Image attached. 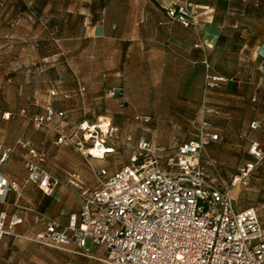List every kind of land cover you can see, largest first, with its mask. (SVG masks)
<instances>
[{
    "label": "crops",
    "instance_id": "1",
    "mask_svg": "<svg viewBox=\"0 0 264 264\" xmlns=\"http://www.w3.org/2000/svg\"><path fill=\"white\" fill-rule=\"evenodd\" d=\"M69 2L71 5L61 9L58 20L51 16L47 27L61 32L70 18L76 15L79 23L74 42L83 43L78 41L82 30L85 36L92 37L90 44L101 42L99 37L105 32V49L89 52V55L106 64L107 76L121 74L124 80L125 67L122 70L118 67L113 73L114 64L135 62L141 70L143 64L144 67L145 64L148 67L159 64L163 76L167 80L176 81L173 87L183 88L180 94L196 95L199 111L202 109L203 113L205 108L218 110L214 118L216 132L211 131L219 138L211 141L207 148L227 145L229 150L238 153L241 161L244 160L242 167L251 163L248 161L252 158L248 153L251 141L264 139V83L261 82L258 69L264 61V28L257 22L243 23V16L249 15L251 8L233 7L230 0H106L105 7L100 8H96L95 1H89L85 8L81 7L79 0ZM184 2L190 4L195 14L194 26L171 20L165 14V8L169 5ZM39 10L37 7L31 8L36 19L34 12L38 13ZM104 11L105 18L100 15ZM52 41L35 44L39 58L63 55L59 50L43 51L48 46L61 48L64 39ZM207 74L221 81L215 86L207 87ZM59 82L53 85L49 80V87L27 88L25 92L21 90L26 101L15 109L18 113H15V117L0 118V140L16 148V154L11 155L6 163L0 164V174L20 186L18 190H9L4 201L0 202V213L4 212L7 216L0 232V264H93L94 259L91 257L104 256V251L97 246H91L84 255L83 250L73 243L57 249L39 245L32 240L43 225L36 221L38 216L54 219L64 225L68 216L80 208L79 197L66 184L72 175L76 176L74 172H70L75 166L67 161L64 168H59L58 171L51 169L55 171L51 172L46 168L45 159L53 158L62 162L61 153L65 143L58 144L57 138L65 136L63 129L66 125L78 126L81 121L88 120L83 118L76 124L66 116H55L45 127L35 130L30 116L44 112L48 105L65 113L67 108L93 112L99 109V93L96 89L91 86L67 87ZM51 90L56 94L51 95ZM176 92L178 93L177 89ZM254 96L256 100L252 101ZM3 114L10 116L7 111ZM253 119L261 121L259 130L249 129V123ZM21 138L27 140L38 152L42 166L52 174L55 173L60 180L61 184L50 195L42 193L32 183H25L26 172L22 155L28 152V148L19 144ZM74 148L83 154L82 150ZM207 155L210 156L208 153ZM210 157L215 165H207L206 173L221 185L225 182L219 177L216 160ZM100 168H106L109 172L118 169L108 166L97 169ZM77 176L83 187H95L93 173L92 181L88 184L83 173H77ZM247 206L252 205L241 207L236 204L239 210ZM258 213L264 222L263 211L259 210ZM12 215L19 216L21 222L9 225Z\"/></svg>",
    "mask_w": 264,
    "mask_h": 264
},
{
    "label": "built area",
    "instance_id": "2",
    "mask_svg": "<svg viewBox=\"0 0 264 264\" xmlns=\"http://www.w3.org/2000/svg\"><path fill=\"white\" fill-rule=\"evenodd\" d=\"M165 14L184 25L196 24L188 2L169 5ZM205 66L208 68L207 63ZM258 69L264 83V61ZM205 79L207 87L221 80L208 74ZM50 94L56 92L51 90ZM255 100L256 96L252 98ZM204 113L218 114V110L205 108ZM55 116L64 118L65 112L48 105L44 112L31 115L30 122L39 130ZM105 119L104 123L78 124L79 130L88 133L84 135L85 142L78 141L76 146L78 150L85 148L82 155L94 175L95 187H83L79 177L72 175L66 184L79 197L80 208L68 216L64 225L38 216L36 221L43 225L32 239L34 242L57 249L73 243L84 255L91 246H97L104 256L91 257L93 264H264V222L259 208L247 206L239 210L231 195L242 177L264 161V139L251 141L248 153L254 162L241 167L230 186L217 184L206 173L207 165H215L206 148L219 138L210 130L207 118L201 121L193 139L181 142L172 151L139 136L129 163L109 172L106 168L95 169L91 162L107 155L112 148L105 139L119 131ZM261 126L257 119L249 123L253 131ZM66 141L65 136L56 140L58 144ZM85 143L89 146L85 147ZM19 144L28 148L22 155L25 183L50 195L60 180L42 166L41 157L27 140L21 138ZM13 154L16 148L0 140V164ZM19 187V183L0 174V202L9 190ZM6 217V213H0V232ZM20 222L16 215L9 219L11 226Z\"/></svg>",
    "mask_w": 264,
    "mask_h": 264
},
{
    "label": "rangeland",
    "instance_id": "3",
    "mask_svg": "<svg viewBox=\"0 0 264 264\" xmlns=\"http://www.w3.org/2000/svg\"><path fill=\"white\" fill-rule=\"evenodd\" d=\"M69 1L0 0V118H11L18 113L15 109L26 101L25 94L21 92L27 91V88L49 87L50 83L55 85L57 81L67 87L91 86L99 93V109L93 112L67 108L65 116L76 124L83 118L89 123L98 124L102 118L98 115H102L118 126V133L105 139L107 146L112 148L111 151L104 158L91 161L95 169L105 166L118 168L128 164L139 136L172 151L181 142L195 137L198 124L203 119L207 118L211 123L210 130L216 132L214 118L217 114L206 115L202 113V109L199 111L196 95L180 94L183 88H174L176 81L167 80L160 72L159 64H151L149 67L148 64H145L146 67L143 64L142 70L135 62L114 64L113 73L118 67L121 70L125 67L124 80L121 74L107 76L106 64L89 55V52L105 49V32L99 37L101 42L90 44L92 37L85 36L82 30L78 41L83 43L74 42L79 23L76 15L70 18L61 32L47 27L51 16L56 20L60 18L58 14L63 7L71 5ZM89 1H95L96 8L105 7L106 3V0H79L82 8L88 6ZM230 5L251 8V13L243 16V23L257 22L264 28V0H230ZM32 7L40 8L38 13L34 12L37 19L31 13ZM105 14L104 11L100 15L105 18ZM53 39H64L61 48L48 46L43 51L54 49L63 52V55L39 58L35 44ZM220 81L215 82L218 84ZM4 111L10 113V116L3 114ZM63 132L67 141L62 143V162L53 158L45 159L46 168L49 171H58L69 161L75 166L70 172H74L76 176L77 173H83L88 179L87 184L90 183L91 168L84 161L81 151L74 148L77 147L76 142H85L84 135L88 132L79 130L77 125H66ZM127 136L131 138L129 141ZM84 145L89 146L86 143ZM206 151L216 160L219 177L230 186L233 177L240 175L239 169L244 165V160L241 161L238 153L229 150L227 145L213 146ZM248 161L254 162L252 158ZM231 195L238 206H257L264 214V209H261L264 203V161L255 166L247 176L242 177L232 188Z\"/></svg>",
    "mask_w": 264,
    "mask_h": 264
},
{
    "label": "bare ground",
    "instance_id": "4",
    "mask_svg": "<svg viewBox=\"0 0 264 264\" xmlns=\"http://www.w3.org/2000/svg\"><path fill=\"white\" fill-rule=\"evenodd\" d=\"M102 123H104L106 121V119L104 117L101 118L100 120ZM108 151H111V149H108Z\"/></svg>",
    "mask_w": 264,
    "mask_h": 264
}]
</instances>
